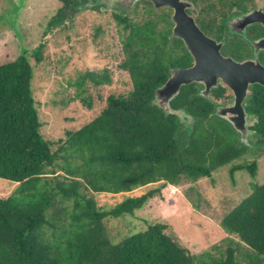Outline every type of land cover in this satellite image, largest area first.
Here are the masks:
<instances>
[{
  "label": "trees",
  "instance_id": "obj_1",
  "mask_svg": "<svg viewBox=\"0 0 264 264\" xmlns=\"http://www.w3.org/2000/svg\"><path fill=\"white\" fill-rule=\"evenodd\" d=\"M60 1L52 23L74 19L85 0ZM193 1L205 33L227 40L223 53L238 59L248 54L245 42L228 34L225 20L256 0ZM86 11L115 22L124 54L119 68L130 76L132 89L105 94L108 104L100 116L68 131L53 151L41 134L34 98L32 59L43 61L40 50L0 65V178L18 184L11 195L0 197V264H264V184H251L250 195L221 221L227 238L201 254L182 244L166 222L115 244L110 240L109 219L135 214L151 198L161 197L165 186L212 178L225 166H231L233 177L242 169L256 176L258 161L237 162L251 151L228 122L214 115L218 104L232 100L226 85L214 89L211 100L197 96L196 83L183 85L172 101L198 120L190 140L176 115L150 104L170 66L193 63L184 42L170 36V8L156 10L144 0L130 14L103 7ZM113 83L109 69L89 70L76 79V98L91 105L93 90ZM247 109L255 119L250 139L255 132L260 137L255 144H263V85L251 87ZM259 152L264 151L252 153ZM152 183L161 186L110 209L96 199L99 193L132 192Z\"/></svg>",
  "mask_w": 264,
  "mask_h": 264
},
{
  "label": "rangeland",
  "instance_id": "obj_2",
  "mask_svg": "<svg viewBox=\"0 0 264 264\" xmlns=\"http://www.w3.org/2000/svg\"><path fill=\"white\" fill-rule=\"evenodd\" d=\"M62 6L60 0H0V65L21 54L35 55L36 50L44 57L41 63L32 59L33 89L41 134L52 143L53 151L57 149L55 143L65 139L68 131L80 129L100 116L108 104L105 94L112 89L114 93L132 89L130 76L119 68L124 54L115 22H107L104 13L84 10L62 24L52 23ZM102 69L111 71L114 83L94 89L90 95L93 103L85 105L76 98V79L89 70ZM87 99L90 100L89 92ZM254 122L250 117V125ZM251 137L254 143L260 140L255 132ZM255 160L258 161L256 176L242 169L233 177L231 166H225L216 170L212 178L165 186L161 197L151 198L135 214L109 219L110 240L115 244L126 236L146 231L150 224L166 222L193 253L211 250L228 236L221 226L222 219L250 195L252 183L264 184V152L247 153L237 162ZM158 186L161 184L152 183L132 192L99 193L96 199L110 209ZM17 187L16 182L0 178V197H8Z\"/></svg>",
  "mask_w": 264,
  "mask_h": 264
},
{
  "label": "water",
  "instance_id": "obj_3",
  "mask_svg": "<svg viewBox=\"0 0 264 264\" xmlns=\"http://www.w3.org/2000/svg\"><path fill=\"white\" fill-rule=\"evenodd\" d=\"M142 1L144 0H85L79 4L78 9L84 11L103 7L130 14ZM147 1L152 2L156 10L163 7L173 10L170 36L182 40L194 59V64L190 67L170 66L167 81L156 88L150 104L159 107L167 116L176 115L181 130L190 140L198 120L187 107L174 108L172 101L181 93L183 85L192 83L200 86L197 96L211 100L212 90L223 83L233 93V100L230 104L217 105L214 115L228 122L239 134L241 144L251 152L264 151V143L258 145L250 139L251 115L247 109L251 87L255 84L264 86V64L259 58L260 52L264 51V37L250 40L254 47L253 57L237 60L223 54L222 48L226 45V40L209 36L201 28L196 15L191 13L196 10L193 0ZM225 23L230 35L246 39L248 27L256 23L264 25V8L232 13Z\"/></svg>",
  "mask_w": 264,
  "mask_h": 264
},
{
  "label": "flooded vegetation",
  "instance_id": "obj_4",
  "mask_svg": "<svg viewBox=\"0 0 264 264\" xmlns=\"http://www.w3.org/2000/svg\"><path fill=\"white\" fill-rule=\"evenodd\" d=\"M252 8H264V0H256V4L254 5H251L249 7L248 10L252 9ZM247 11V10H246ZM226 22V20H225ZM200 25V24H199ZM226 25V23H225ZM227 26V25H226ZM202 28V27H201ZM228 28V26H227ZM228 31V30H227ZM205 32V31H204ZM207 34V33H206ZM229 34V32H228ZM230 35V34H229ZM210 36V35H209ZM233 36V35H232ZM236 36V35H235ZM247 38L246 39H243L241 38L245 44H246V47H247V52L248 54L245 55L242 59H238V58H235L234 55H228V54H225L223 53L225 56H232L234 57L235 59L237 60H243V59H247V58H251L253 57V51H254V47L253 45L250 43V40H254V39H257V38H263L264 37V25L261 24V23H256L250 27H248L247 29ZM239 37V36H238ZM219 40V39H218ZM226 40V39H225ZM226 43H227V40H226ZM223 49V48H222ZM189 52V51H188ZM223 52V51H222ZM191 55V54H190ZM192 56V55H191ZM259 58L261 60V62L264 64V51H261L260 54H259ZM193 59V57H192ZM194 64V59H193V63L192 65ZM191 65V66H192ZM180 67V66H179ZM190 67V66H189ZM223 84V83H220V85ZM198 85V84H197ZM219 85V87H220ZM224 85V84H223ZM199 86V85H198ZM200 87V86H199ZM199 90V88H198ZM213 91V90H212ZM198 92V91H197ZM211 99H212V94H211ZM232 100H233V96H232ZM232 100L230 101H227V102H223V103H220V104H230L232 102ZM218 104V105H220Z\"/></svg>",
  "mask_w": 264,
  "mask_h": 264
},
{
  "label": "clouds",
  "instance_id": "obj_5",
  "mask_svg": "<svg viewBox=\"0 0 264 264\" xmlns=\"http://www.w3.org/2000/svg\"><path fill=\"white\" fill-rule=\"evenodd\" d=\"M140 3H141V2H140ZM151 3H152V2H151ZM152 4H153V3H152ZM137 6H138V5H137ZM137 6H136V7H137ZM163 8H165V7H163ZM168 8H169V7H168ZM161 9H162V8H161ZM170 9H171V8H170ZM94 10H95V9H94ZM171 10H172V9H171ZM172 11H173V10H172ZM194 12H195V11H191V13L195 14ZM191 114H192V113H191Z\"/></svg>",
  "mask_w": 264,
  "mask_h": 264
}]
</instances>
